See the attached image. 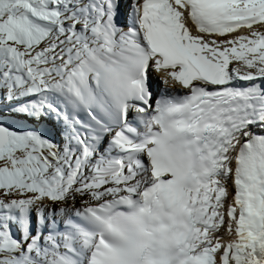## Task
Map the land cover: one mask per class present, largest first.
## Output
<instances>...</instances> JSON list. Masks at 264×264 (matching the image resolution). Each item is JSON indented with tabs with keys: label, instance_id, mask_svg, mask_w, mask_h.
Returning a JSON list of instances; mask_svg holds the SVG:
<instances>
[{
	"label": "snow or ice",
	"instance_id": "obj_1",
	"mask_svg": "<svg viewBox=\"0 0 264 264\" xmlns=\"http://www.w3.org/2000/svg\"><path fill=\"white\" fill-rule=\"evenodd\" d=\"M0 264H264V0H0Z\"/></svg>",
	"mask_w": 264,
	"mask_h": 264
}]
</instances>
